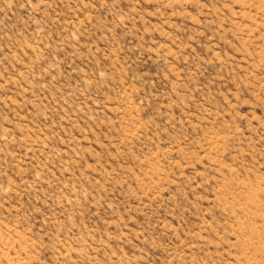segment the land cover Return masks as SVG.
Masks as SVG:
<instances>
[{
  "label": "rangeland",
  "instance_id": "1",
  "mask_svg": "<svg viewBox=\"0 0 264 264\" xmlns=\"http://www.w3.org/2000/svg\"><path fill=\"white\" fill-rule=\"evenodd\" d=\"M0 264H264V0H0Z\"/></svg>",
  "mask_w": 264,
  "mask_h": 264
}]
</instances>
